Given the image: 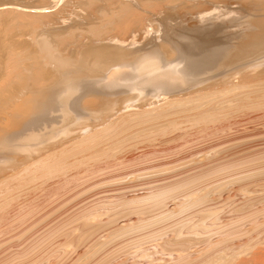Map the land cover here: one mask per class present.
I'll use <instances>...</instances> for the list:
<instances>
[{
    "label": "bare ground",
    "instance_id": "6f19581e",
    "mask_svg": "<svg viewBox=\"0 0 264 264\" xmlns=\"http://www.w3.org/2000/svg\"><path fill=\"white\" fill-rule=\"evenodd\" d=\"M36 220L34 264H264V0H0L1 245Z\"/></svg>",
    "mask_w": 264,
    "mask_h": 264
},
{
    "label": "rangeland",
    "instance_id": "374dc122",
    "mask_svg": "<svg viewBox=\"0 0 264 264\" xmlns=\"http://www.w3.org/2000/svg\"><path fill=\"white\" fill-rule=\"evenodd\" d=\"M208 5H210V4H208ZM216 5H217V4H216ZM218 5H219L221 8L223 7L222 9L225 8V5H224L223 3H218ZM56 9H57V8H56ZM186 19H187V17L184 18V20H186ZM177 21H180V19L177 20ZM174 22H175V21H174ZM187 22H189V23H194V21H192V20H187ZM154 23H155V24H161V23H163V22H161V20H159V18H158V20H155ZM230 29H235V27L232 26V27H230L228 30H230ZM5 30H6V28H5ZM9 31H10V30H9ZM3 33H4V32H3ZM222 40H224V39H222ZM81 197H82V196H81ZM79 198H80V197H79ZM79 198H78V199H79ZM78 199H73V200L75 201V200H78ZM73 200H72V202H71L70 204H68L67 206H69V205H71V204H74V201H73ZM48 219H49V218H48ZM48 219H47V220H48ZM39 221H40V220H36V221H33V222L31 221L32 223L29 224V225H30V226L33 225L34 228L31 226L33 229H32V228L30 229L29 225L27 224V226H28L29 228L27 229V231L23 230V233L25 232L24 234L26 235V237H24V236H25V235H24V236H22L23 239L21 238V236H19V237H15V238H14L15 240L17 239V242H18L19 244H17L13 238H11V239H9V240H11L10 242H12V240H14L13 243L15 242V243H14L15 245H13V243L10 244V242H9V244H10V245H9L8 242H7V244L9 245V246H8V245L6 244V242H4V241H3V242H4L5 244L2 242V245H1V243H0L1 247H4L5 245H7L8 249L10 248V249L8 250L7 247H5V248L7 249V250H6L5 248H1V247H0V248H1L0 250L5 249V250H3V251L6 252V254H5V252H3V251L1 252V251H0V255H1V253H3L4 255H7V257H4V255H2V258H3V257L5 258V259L3 258L4 260H3L2 258L0 259L2 262L6 261V258H7V261H8V260H9V261H10V260H13V259H9V258L13 257V256L16 255V254L18 255V257H19L20 259H23V260H24V258H22V255H23V254H22V251H23V247H24L25 245L21 246V247H22V248H21L20 245H22V244L20 243V241H21L23 244H26V242L30 240V239L27 240L26 238H29V237L35 236V235H34L35 232H36V233H39V231H37V230H38L37 228H39V230H41V226L43 225L41 222H42L43 220L40 221V222H39ZM34 222H35L36 224L39 223V225L37 226L36 224H34ZM40 223H41V224H40ZM43 223H44V222H43ZM22 225H23V224H22ZM25 225H26V224H25ZM20 226H21V225H20ZM20 226H19V228H20ZM35 226H36V228H35ZM39 226H40V227H39ZM21 227H22V226H21ZM25 227H26V226H25ZM26 228H27V227H26ZM26 228L22 227V229H26ZM22 229H19L20 231L18 232V227H17L16 232L12 231L11 233L13 234V232H14V233H16V234H22V235H23V233H20ZM36 229H37V230H36ZM32 230H33V231H32ZM35 230H36V231H35ZM30 231H31V232H30ZM28 233L31 234V235H28V236H27ZM32 233H33V234H32ZM40 233H41V231H40ZM40 233H39V234H40ZM9 234H10V233H9ZM9 240H7V241H9ZM18 240H19V241H18ZM26 240H27V241H26ZM58 240H59V239H57V238L55 239V238H54V239H52L51 241H48V243H45L46 245H45V244H44V245H45L46 248L49 250V249H51L50 247L53 246L52 244H54V246L57 245V244H55L56 241L58 242V244L60 243ZM52 241H54V242H52ZM49 242H51V244H50ZM16 244H17V246H16ZM48 244H50V245H48ZM11 245H12V247H10ZM47 245H48V246H47ZM13 246H14V247L16 246V247H15V250H14V247H13ZM45 246H42V248H39V249H40V250H41V249H44ZM49 246H50V247H49ZM54 246H53V247H54ZM17 247H20V248H19L20 250H19ZM48 247H49V248H48ZM11 248H12L13 250H12ZM16 248L20 251V253L17 252L18 250H17ZM46 248H45L44 250H42L41 252H39V251H40L39 249H38L39 251L36 250V253L39 252V253H38V256H37L36 254H34L35 252L33 251L34 253H33V254L31 253V256L28 255L29 257H27L24 261H23V260H20L18 257H16V256H17V255H16L15 258H14V262L16 261L15 259H19V260L21 261V264H25L26 262H27L26 264H34V263L37 262V260H44V259H45V256H46L47 254H48V255L51 254L50 251H48V250H47L48 252L45 251ZM21 249H22V250H21ZM52 249H53V248H52ZM52 249H51V250H52ZM10 250L12 251V253L9 255V253L11 252ZM7 251H8V252H7ZM13 251H14L15 253H16V252H17V253L15 254ZM43 252H44V253L46 252V255H45V256L43 255ZM7 253H8V254H7ZM49 253H50V254H49ZM13 254H14V255H13ZM40 254H41V255H40ZM52 254H53V253H52ZM52 254L50 255V256L52 257L51 260H53V259L59 257V255H57V253H56L55 256H54V254H53V255H52ZM81 254H82V253H81ZM35 255H36V256H35ZM76 255H77V254H76ZM20 256H21V257H20ZM43 256H44V257H43ZM50 256H49V257H50ZM8 257H9V258H8ZM25 257H26V256H25ZM37 257H39V258L37 259ZM41 257L44 258V259H42ZM47 257H48V256H46V258H47ZM83 257H86V256L83 255ZM29 258H31L30 261H32L33 263H31L29 260H28L29 262L27 261V259H29ZM40 258H41V259H40ZM47 259H48V258H47ZM19 260H18V262L16 261L17 263H15V264H20V261H19ZM1 261H0V264H2ZM7 261H6V263H7ZM22 261H23V263H22ZM10 262L14 263L13 261H10ZM10 262H8L7 264H12V263H10Z\"/></svg>",
    "mask_w": 264,
    "mask_h": 264
}]
</instances>
